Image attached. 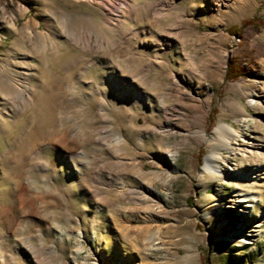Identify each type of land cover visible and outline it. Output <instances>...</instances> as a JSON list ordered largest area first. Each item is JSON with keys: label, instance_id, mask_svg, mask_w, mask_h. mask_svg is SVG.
I'll list each match as a JSON object with an SVG mask.
<instances>
[{"label": "rangeland", "instance_id": "374dc122", "mask_svg": "<svg viewBox=\"0 0 264 264\" xmlns=\"http://www.w3.org/2000/svg\"><path fill=\"white\" fill-rule=\"evenodd\" d=\"M259 192L264 0H0V264H264Z\"/></svg>", "mask_w": 264, "mask_h": 264}, {"label": "bare ground", "instance_id": "6f19581e", "mask_svg": "<svg viewBox=\"0 0 264 264\" xmlns=\"http://www.w3.org/2000/svg\"><path fill=\"white\" fill-rule=\"evenodd\" d=\"M226 126L224 125H218L215 130L216 132L219 133H224L226 131ZM225 138V137H224ZM217 157L216 153H209L205 156V161L202 164V173L203 175L206 172L212 171V170H217V166H216V160L215 158ZM260 166L258 165V167L256 168V172L260 171ZM247 176H250L249 173L246 174ZM246 199L241 200V203H243L244 205V213L246 215L249 216V219H246V225H242L240 228V232H245L246 230H250L251 227L255 226L256 223L259 222V218L254 217V212L256 211L257 213V217L258 214H263V211L258 208L257 210L255 209L256 205H260L263 204L262 201L264 200V192H259L258 194L254 193V194H248L246 193L245 195ZM251 218V219H250ZM253 221V222H252Z\"/></svg>", "mask_w": 264, "mask_h": 264}, {"label": "trees", "instance_id": "16d2710c", "mask_svg": "<svg viewBox=\"0 0 264 264\" xmlns=\"http://www.w3.org/2000/svg\"><path fill=\"white\" fill-rule=\"evenodd\" d=\"M244 24H255V21L253 19H247V20H244L243 21V25ZM240 27H234L233 30L239 34L238 29ZM227 77L228 78H236L238 77L241 73H242V69L241 67L238 65L237 63V59L236 58H231L229 60V63H228V69H227ZM208 260V255L205 256V261H206V264H208L207 262Z\"/></svg>", "mask_w": 264, "mask_h": 264}]
</instances>
